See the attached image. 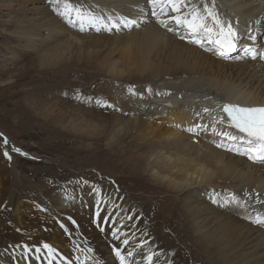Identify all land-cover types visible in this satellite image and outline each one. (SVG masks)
I'll use <instances>...</instances> for the list:
<instances>
[{"label": "bare ground", "instance_id": "obj_1", "mask_svg": "<svg viewBox=\"0 0 264 264\" xmlns=\"http://www.w3.org/2000/svg\"><path fill=\"white\" fill-rule=\"evenodd\" d=\"M220 1L225 5L217 1L221 14L231 17L240 30L237 50L227 57L168 32L151 16L147 0H60L59 5L55 0L46 5L31 2L22 21L28 28L26 36L37 40L38 48L43 42L52 44L38 58L40 71L52 68L62 73L84 64L102 72L107 80L96 93L104 94L103 90L109 92L114 87L113 94L103 98L109 97L117 109L108 116H115L108 126L112 134L108 146L112 149L128 141L131 145L120 151L122 170L142 171L165 186L176 196L178 208L169 225L153 228L145 223L142 209L110 183L92 189L83 176L68 174L72 176L67 175V182L53 181L47 192L45 186L43 192L28 189L18 182L21 173L16 155L3 147L12 159L0 155V264H81L86 256L91 257L86 264H119L112 246L124 245L113 240L111 230L121 226L130 241L126 251L135 250L134 264H146L144 257L150 252L156 253L153 264H264V225L254 222L256 217H264V163L217 147L224 138L212 132L215 127L217 132L237 135L228 125L214 122L226 101L264 105V0ZM65 2L103 18V22L98 19L96 26L85 23L81 31L79 25L68 24L58 14ZM122 18L135 19L139 26H121L111 32L104 29V22L111 26ZM97 27L101 31H96ZM46 29L52 34L48 38ZM251 32H261L262 42L249 40ZM97 40L108 44L106 49L91 48ZM33 43L30 40L27 47ZM249 48L261 55L253 59ZM17 60L11 53L3 70L16 68ZM129 88L138 95L130 94ZM162 91L172 95H156ZM85 100L91 102L89 96ZM28 104L51 105L37 98L25 101L27 116L35 119L42 117V111ZM205 107L213 110L211 115L204 113ZM49 109L50 115L53 110ZM58 111L64 112L61 108ZM75 111L79 114L68 110L73 120L80 121L71 125L80 128L79 133L96 132V120L106 128V116L95 119L94 112ZM198 125L207 126V130ZM118 172L111 176H119ZM233 193L240 203H225ZM98 204L102 216L110 219L109 224L101 225L104 232L95 223ZM129 216L133 219H127ZM169 230L179 237L165 235ZM181 237L186 247L183 253L178 247L183 244ZM144 241L147 243L138 247ZM44 243L56 252L50 256ZM25 245L33 251L28 252Z\"/></svg>", "mask_w": 264, "mask_h": 264}, {"label": "rangeland", "instance_id": "obj_2", "mask_svg": "<svg viewBox=\"0 0 264 264\" xmlns=\"http://www.w3.org/2000/svg\"><path fill=\"white\" fill-rule=\"evenodd\" d=\"M31 2L46 5L49 0H0V134H2L0 135V155L3 157V147H9L11 155H16L18 174L21 173L18 182L28 189L42 192L46 189L45 192H47V187L52 185L53 181L56 184L59 181L65 183L67 182L65 179L74 174L83 176L87 179L85 181L93 185L92 189L110 183L118 192H122L127 198L133 200L144 212L145 223L153 228L163 223L169 225L178 208V204L175 203L176 196L165 186L149 179L142 171L136 174L128 167H123L122 170L120 151H124L129 144L128 141L125 143L122 141L119 147L112 149L108 146L111 141L109 135L112 136L111 128L108 126L115 119L113 115L108 116L110 113H117V109L109 97L103 98L104 94L112 95L115 91L114 87L109 92L103 90L104 94L96 93V88H103V83L107 80L102 72L96 68L87 69L84 64L66 68L62 73L52 68L40 71L38 58L45 50L52 48V44L43 42L44 47L38 48L35 45L37 40L26 36L28 28L22 24V21L25 11L32 5ZM253 34L254 32H251V35ZM45 35L48 38L52 34L50 30H47ZM253 36L262 42L261 32ZM30 40L34 41L33 47H27ZM95 44L90 47L98 51H103L106 49L104 46L108 45L102 40H97ZM11 53H14L18 59V65L16 68L3 70L7 68L3 64ZM86 96H89L92 103L86 102ZM36 98L47 100L53 105L28 104L31 109L39 110L40 113L42 111L40 119H35L37 117H31V115L28 117L29 109L25 107V101ZM68 103L74 108L68 109L65 105ZM105 104L113 107L102 106ZM48 108L53 110L50 115L47 112ZM60 108L63 109V113L58 111ZM76 108H79L82 113L85 111L86 114L94 112L95 119L106 116V128H103L102 123L96 120V132L79 133L80 128L75 126L74 129L72 126L79 124L80 121L73 120L70 114V112L79 114L75 111ZM5 139L8 141L7 145L4 144ZM121 145L122 148H120ZM14 148H19L28 155L14 152ZM115 170H119L120 173L117 174L120 175L112 177ZM166 234L173 238L179 237L172 230L167 231ZM183 238H180L183 244L176 241L180 245L176 246L182 253L185 247Z\"/></svg>", "mask_w": 264, "mask_h": 264}, {"label": "snow or ice", "instance_id": "obj_3", "mask_svg": "<svg viewBox=\"0 0 264 264\" xmlns=\"http://www.w3.org/2000/svg\"><path fill=\"white\" fill-rule=\"evenodd\" d=\"M55 2L59 5L60 0H55ZM147 3L151 6L150 14L156 18L157 23L168 32L179 36L181 40H187L189 43L215 52L220 57H227L237 50L238 30L231 19L221 14V6L218 5L217 0H147ZM58 14L64 17L68 24L72 26L79 25L81 31L85 30V23L95 25L98 19L103 22V18L85 14L83 8L75 7L70 2H65L62 10L58 9ZM121 26L130 29L139 25L135 19L122 18L119 22H112L111 26L104 24V29L111 32L113 29L120 30ZM96 31H101V28L97 27ZM249 40L255 41L257 37L250 35ZM248 51L251 52L253 59L261 55L251 48ZM147 92L151 95L153 89L149 87ZM129 93L138 95L134 88H129ZM156 95L171 96L172 93L162 91L157 92ZM102 106L113 107L107 104ZM203 111L211 115L213 110L205 107ZM220 112L227 114L229 127L236 129L242 135H234L228 131L217 132L216 128L212 127L214 134L224 138L216 146L246 156L254 163H264V106H241L240 104L225 103L220 106ZM217 115L218 119L215 123H225V116L219 113ZM197 127H204L207 130V126L198 125ZM187 131L195 132L196 128H188ZM225 140L232 143H225ZM4 144H8L7 139L4 140ZM13 151L21 155H28L19 148H14ZM4 156L9 160L12 159L8 151L4 152ZM96 191L99 193L100 189L97 188ZM256 195L259 196V193ZM213 202L215 203L216 201L214 200ZM233 202L240 203L235 193L231 194V198L225 201V203ZM102 211L103 209L98 204L95 212V223L96 227L101 232H104L105 229L101 225L109 224L110 219H105L102 216ZM127 219L131 220L133 217L129 216ZM254 222L264 225V217L258 216ZM72 223L76 224V221L72 220ZM122 227H114L111 230V236L114 241H119L124 245V248L114 243L112 252L119 264H134L132 257L135 255V250L126 251L130 241L127 238V234L121 231ZM122 236L125 238L121 239ZM144 243H147V241L142 242L138 247H143ZM24 247L28 252L33 251L27 245ZM43 248L47 249L50 256L56 252V249L47 243L43 244ZM35 251L39 252L40 249L37 248ZM87 251L91 253L92 249H88ZM155 255L156 253L150 252L144 257L146 264H153ZM90 258L86 256L85 261L81 262V264H86L87 259ZM77 259L79 260V257ZM68 264H71V262L69 261Z\"/></svg>", "mask_w": 264, "mask_h": 264}]
</instances>
